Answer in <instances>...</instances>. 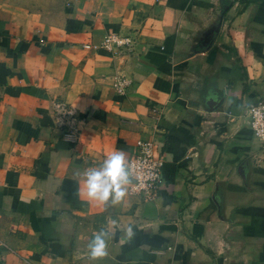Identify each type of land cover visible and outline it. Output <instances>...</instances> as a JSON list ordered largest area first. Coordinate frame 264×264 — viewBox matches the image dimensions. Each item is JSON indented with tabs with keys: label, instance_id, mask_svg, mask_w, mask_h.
<instances>
[{
	"label": "crops",
	"instance_id": "crops-1",
	"mask_svg": "<svg viewBox=\"0 0 264 264\" xmlns=\"http://www.w3.org/2000/svg\"><path fill=\"white\" fill-rule=\"evenodd\" d=\"M108 32L133 50L83 48ZM262 96L264 0H0V264H264ZM136 140L156 197L87 199L84 173Z\"/></svg>",
	"mask_w": 264,
	"mask_h": 264
},
{
	"label": "built area",
	"instance_id": "built-area-1",
	"mask_svg": "<svg viewBox=\"0 0 264 264\" xmlns=\"http://www.w3.org/2000/svg\"><path fill=\"white\" fill-rule=\"evenodd\" d=\"M133 38L129 35L105 33L97 46L83 44V48L100 47L112 54L130 52L133 50ZM126 85L124 80L115 78L112 87L121 91ZM52 117L57 125L71 128L73 120L72 109L61 102L52 105ZM247 124L251 136L264 140V96L257 98L247 108ZM134 152L126 159L130 171L131 183L127 186L128 194L139 196L142 200L156 197L162 160L157 154L154 142L150 140H136Z\"/></svg>",
	"mask_w": 264,
	"mask_h": 264
},
{
	"label": "clouds",
	"instance_id": "clouds-1",
	"mask_svg": "<svg viewBox=\"0 0 264 264\" xmlns=\"http://www.w3.org/2000/svg\"><path fill=\"white\" fill-rule=\"evenodd\" d=\"M83 194L87 199L101 205H117L127 195V186L131 183L130 171L122 151H113L99 168L89 169L84 173ZM115 224V221H112ZM131 228L128 233L131 234ZM106 233L97 232L88 244V257L99 261L108 255Z\"/></svg>",
	"mask_w": 264,
	"mask_h": 264
},
{
	"label": "water",
	"instance_id": "water-1",
	"mask_svg": "<svg viewBox=\"0 0 264 264\" xmlns=\"http://www.w3.org/2000/svg\"><path fill=\"white\" fill-rule=\"evenodd\" d=\"M217 28H214L213 31L209 32L204 39V43L208 44L214 32H216Z\"/></svg>",
	"mask_w": 264,
	"mask_h": 264
}]
</instances>
